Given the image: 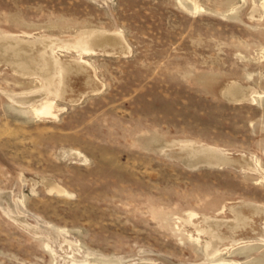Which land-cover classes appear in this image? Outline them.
Listing matches in <instances>:
<instances>
[{
  "label": "rangeland",
  "instance_id": "rangeland-1",
  "mask_svg": "<svg viewBox=\"0 0 264 264\" xmlns=\"http://www.w3.org/2000/svg\"><path fill=\"white\" fill-rule=\"evenodd\" d=\"M0 264H264V0H0Z\"/></svg>",
  "mask_w": 264,
  "mask_h": 264
},
{
  "label": "water",
  "instance_id": "water-1",
  "mask_svg": "<svg viewBox=\"0 0 264 264\" xmlns=\"http://www.w3.org/2000/svg\"><path fill=\"white\" fill-rule=\"evenodd\" d=\"M240 96V95H239ZM200 154H198L193 159H184L186 165L195 166L198 164L206 163V164H230L234 158L230 156L221 155L215 153L213 150H209L206 147L199 148ZM196 155V154H195Z\"/></svg>",
  "mask_w": 264,
  "mask_h": 264
},
{
  "label": "bare ground",
  "instance_id": "bare-ground-1",
  "mask_svg": "<svg viewBox=\"0 0 264 264\" xmlns=\"http://www.w3.org/2000/svg\"><path fill=\"white\" fill-rule=\"evenodd\" d=\"M41 109L39 110L40 113H43V114H48L50 113V107L48 104H46L45 106L43 107H40ZM216 245V244H215Z\"/></svg>",
  "mask_w": 264,
  "mask_h": 264
}]
</instances>
